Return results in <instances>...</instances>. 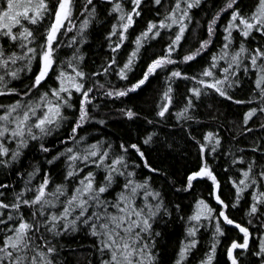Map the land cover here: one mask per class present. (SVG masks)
Returning <instances> with one entry per match:
<instances>
[{
	"label": "snow or ice",
	"instance_id": "1",
	"mask_svg": "<svg viewBox=\"0 0 264 264\" xmlns=\"http://www.w3.org/2000/svg\"><path fill=\"white\" fill-rule=\"evenodd\" d=\"M74 262L264 264V0H0V264Z\"/></svg>",
	"mask_w": 264,
	"mask_h": 264
},
{
	"label": "trees",
	"instance_id": "2",
	"mask_svg": "<svg viewBox=\"0 0 264 264\" xmlns=\"http://www.w3.org/2000/svg\"><path fill=\"white\" fill-rule=\"evenodd\" d=\"M159 85H156V87H158ZM150 94H151V90H149ZM134 100H138V98H133ZM216 103L218 105H220V111L222 113H224L225 115L229 114V113H234L236 111H238V109L235 106L229 107V104L227 102H224L223 104H221L220 101H216ZM165 242H169L168 238H165ZM171 242L174 243L175 242V237L171 238ZM171 251V249H169V252ZM75 264V262H74Z\"/></svg>",
	"mask_w": 264,
	"mask_h": 264
}]
</instances>
